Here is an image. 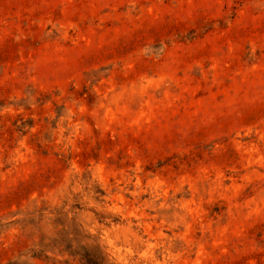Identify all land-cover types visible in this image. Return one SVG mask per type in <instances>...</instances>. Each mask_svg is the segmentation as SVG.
I'll use <instances>...</instances> for the list:
<instances>
[{
	"label": "rangeland",
	"instance_id": "374dc122",
	"mask_svg": "<svg viewBox=\"0 0 264 264\" xmlns=\"http://www.w3.org/2000/svg\"><path fill=\"white\" fill-rule=\"evenodd\" d=\"M0 264H264V0H0Z\"/></svg>",
	"mask_w": 264,
	"mask_h": 264
}]
</instances>
